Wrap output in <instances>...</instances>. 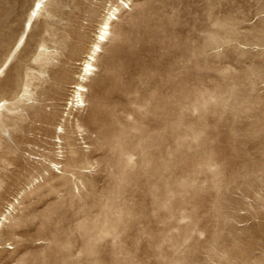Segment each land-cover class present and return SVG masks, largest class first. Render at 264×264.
Returning a JSON list of instances; mask_svg holds the SVG:
<instances>
[{
    "label": "rangeland",
    "instance_id": "374dc122",
    "mask_svg": "<svg viewBox=\"0 0 264 264\" xmlns=\"http://www.w3.org/2000/svg\"><path fill=\"white\" fill-rule=\"evenodd\" d=\"M0 264H264V0H0Z\"/></svg>",
    "mask_w": 264,
    "mask_h": 264
},
{
    "label": "bare ground",
    "instance_id": "6f19581e",
    "mask_svg": "<svg viewBox=\"0 0 264 264\" xmlns=\"http://www.w3.org/2000/svg\"><path fill=\"white\" fill-rule=\"evenodd\" d=\"M107 27H108V21L104 22L103 25L101 26V34L99 35V41H102L105 37H106V34L108 31L107 30ZM99 49V45L96 44L94 49H93V53H96ZM92 59V55L90 56V58L85 61L86 63V66H85V74H89L92 72L93 70V65L92 63L90 62V60ZM82 91H84V87L82 85H79L77 86V89H76V94H77V98L80 103L83 102V99H82Z\"/></svg>",
    "mask_w": 264,
    "mask_h": 264
}]
</instances>
